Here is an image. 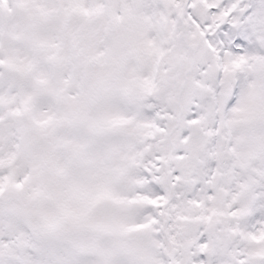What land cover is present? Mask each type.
Instances as JSON below:
<instances>
[{
  "label": "snow or ice",
  "instance_id": "obj_1",
  "mask_svg": "<svg viewBox=\"0 0 264 264\" xmlns=\"http://www.w3.org/2000/svg\"><path fill=\"white\" fill-rule=\"evenodd\" d=\"M0 264H264V0H0Z\"/></svg>",
  "mask_w": 264,
  "mask_h": 264
}]
</instances>
